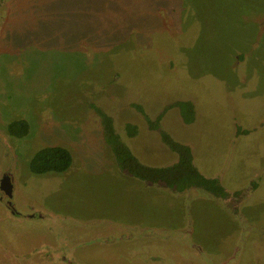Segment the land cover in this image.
Instances as JSON below:
<instances>
[{"label": "rangeland", "instance_id": "obj_1", "mask_svg": "<svg viewBox=\"0 0 264 264\" xmlns=\"http://www.w3.org/2000/svg\"><path fill=\"white\" fill-rule=\"evenodd\" d=\"M6 4L0 132L10 120L28 124L14 142L16 171L26 180L18 198L76 224L108 221L171 236L183 228L198 264L223 261L237 248V264H264V0ZM178 100L192 103L193 120L184 123L171 107L159 127L190 148L195 167L228 191L257 181L238 212L200 189L176 193L120 171L92 109L111 117L140 162L160 166L176 155L132 104L153 119ZM126 122L136 126L134 136L125 134ZM51 145L67 148L70 165L31 173V155Z\"/></svg>", "mask_w": 264, "mask_h": 264}, {"label": "flooded vegetation", "instance_id": "obj_2", "mask_svg": "<svg viewBox=\"0 0 264 264\" xmlns=\"http://www.w3.org/2000/svg\"><path fill=\"white\" fill-rule=\"evenodd\" d=\"M1 6L8 7L6 0H0V17ZM7 13L6 8L2 26L0 21V35ZM19 137L7 130L0 132V264H198L199 258H193V249L186 245L183 228L178 236H171L168 232L147 230L139 233L136 226L108 221L86 220L76 224L46 213L28 197L19 199L20 184L26 181L16 171L14 142ZM253 178L242 189L228 191L222 187L224 194L220 196L200 190L221 201L233 214L257 186ZM171 247L183 251L178 255ZM237 253L238 248L216 262L205 257V263L237 264Z\"/></svg>", "mask_w": 264, "mask_h": 264}, {"label": "trees", "instance_id": "obj_3", "mask_svg": "<svg viewBox=\"0 0 264 264\" xmlns=\"http://www.w3.org/2000/svg\"><path fill=\"white\" fill-rule=\"evenodd\" d=\"M132 106L142 114L148 129L156 130L162 143L176 155L175 161L160 166L147 165L140 162L115 132L112 119L99 108L92 109L99 118L104 143L108 146L116 167L132 178L145 184L163 185L174 191L193 187L201 189L212 196L224 194V190L217 178L207 177L201 173L192 162L190 148L180 143L159 127V119L164 111L176 107L184 123L193 120V105L189 100L173 101L153 118L149 119L137 104ZM127 136H134L137 128L126 122L123 126ZM7 131L14 136H22L28 130L27 121L23 118L10 120L6 125ZM71 162L67 148L60 145L44 146L31 155L28 166L34 173L62 172Z\"/></svg>", "mask_w": 264, "mask_h": 264}]
</instances>
